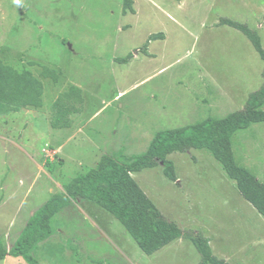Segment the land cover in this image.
<instances>
[{
  "label": "rangeland",
  "instance_id": "1",
  "mask_svg": "<svg viewBox=\"0 0 264 264\" xmlns=\"http://www.w3.org/2000/svg\"><path fill=\"white\" fill-rule=\"evenodd\" d=\"M124 1L0 0V62L18 73L29 71L43 90L40 108L0 115V239L8 248L31 216L61 193L56 184L64 187L95 167L116 131L119 147L125 145L127 155L137 156L158 132L149 130L145 146H131L130 138L143 136L149 124L182 128L213 115L224 117L240 110L236 104H246L264 83V62L251 42L238 30L220 25L222 19L248 25L264 49V0H131L134 13L126 14ZM160 33L165 39L149 42V55L140 52L149 36ZM130 55L129 62H120ZM45 68L57 80L43 77ZM152 76L156 78L151 81ZM142 83L120 101L113 100ZM71 86L83 91L84 121L108 104L76 139L68 138L69 130L50 125L54 101ZM222 92L234 99L224 108L232 110L224 113L212 107L215 100L226 98ZM257 139L254 135L252 141ZM169 159L176 182L164 176L162 167L133 174L165 218L183 230L202 233L216 257L231 258L229 264H264V218L233 189V182L219 175L216 161L198 150ZM83 202L79 207L92 222L108 221L118 234L124 232L119 247L129 260L95 241L90 221L77 207L61 211L52 223L56 233L63 231L61 252L69 254L86 240L92 246H84L85 251L104 253L103 264H200V254L184 239L151 256L144 254L112 215ZM30 255L44 263L36 251ZM79 261L101 264L81 256ZM0 264L28 263L9 256ZM68 264L77 263L69 259Z\"/></svg>",
  "mask_w": 264,
  "mask_h": 264
},
{
  "label": "trees",
  "instance_id": "2",
  "mask_svg": "<svg viewBox=\"0 0 264 264\" xmlns=\"http://www.w3.org/2000/svg\"><path fill=\"white\" fill-rule=\"evenodd\" d=\"M132 1H124V14L134 13ZM220 25L241 32L252 44L264 62L261 38L246 24L222 19ZM164 34L149 36L140 50L147 55L148 44L164 40ZM133 55L120 60L127 63ZM43 77L57 80L55 72L45 68ZM264 79V70L262 73ZM43 90L29 71L16 72L0 62V115L15 113L21 109L40 108ZM82 90L71 86L59 94L52 105L51 128L69 129L75 116L83 112ZM264 122V83L251 93L244 107L223 119L208 118L201 123L158 132L146 152L127 158L124 164L110 156H102L96 167L79 175L64 185V193H57L40 207L26 223L20 236L11 248L0 239V262L6 257H22L28 264H40L30 255L37 246L53 234L52 219L65 207L80 201H89L99 206L121 223L141 251L151 256L178 239L190 241L201 256L200 264H229L213 253L210 240L200 232L183 230L169 221L145 194L132 174L144 170L163 168L164 176L177 181L174 163L169 159L175 153L191 150H208L224 168L228 177L236 182L238 193L264 217V184L249 170L237 165L233 150V135L247 129L253 123Z\"/></svg>",
  "mask_w": 264,
  "mask_h": 264
},
{
  "label": "crops",
  "instance_id": "3",
  "mask_svg": "<svg viewBox=\"0 0 264 264\" xmlns=\"http://www.w3.org/2000/svg\"><path fill=\"white\" fill-rule=\"evenodd\" d=\"M147 55H149L148 50H147ZM163 72H165V68L160 71V74L163 73ZM160 74H158V75H160ZM150 78L149 79L152 81V79L153 78L155 79L156 76H152ZM143 84H145V83H142L141 85L140 84L139 85H135L129 91L119 92L114 97L113 100L117 101V102L120 101L127 94L129 95L133 91L138 90L141 86H143ZM82 93H83V91H82ZM222 93H223V96H225L226 98H223V99H220V100H215L213 102L214 106H212V107H214L213 111L215 109V106L216 107H220L218 109H221L222 113H224L225 111H228V110H232V109H224V108H226L227 106L233 104L234 99L232 97H230V95H229V97H227L226 93H224V92H222ZM173 98H175V96ZM244 104H245V101H242L241 104L237 103L236 106H237V108L240 107V109H242L244 107ZM107 105L108 104H104V107L102 109H100V110L96 111L95 113L91 114L90 118H88L87 120L85 119V121H84V116H83L84 113L83 112L81 114L75 116L74 119H73L74 122H73L72 127L69 128V129H66V130H69L71 132L68 138L76 139L77 135L82 134L83 133L82 129L84 128V126H86L88 128L90 125L93 124V122L98 120L103 115V111L108 107ZM153 107L150 106L148 111L151 108H153ZM198 110H200V112H201L200 116L201 117H205L204 116V110L205 109L203 107H200V109H198ZM148 111H147V113H148ZM202 111H203V113H202ZM236 111H238V110H236ZM236 111H231V113L236 112ZM116 113H119V112L116 111ZM231 113H229V114H231ZM228 115H226V116H228ZM226 116H224V117H219V116L214 117V115H213V116H211V118L223 119ZM189 119H192V118H189ZM201 122L202 121L192 122V124H191V122H189L188 124L189 125H195V124H198V123H201ZM86 127L84 128V131L86 130ZM148 127L149 128H147L146 130H143L144 131L143 136H138V135L135 134V135L132 136V138H130L131 139L130 140L131 146L138 145L140 143H142V145L145 146L149 142V138H150L149 133L151 134V131H149L150 129L151 130L154 129V130H156V132H161V131L181 128V127L172 128L167 123H162V122H160L158 125H154L153 123L149 124ZM115 134H116V137L114 139L110 140L111 144L108 141V143L110 144V147L106 146V145H104L102 143V146L104 145V147L102 148V154L94 162L95 167H96L99 159L102 156H104V155L112 157L113 159H115L116 161L120 162L121 164H124L127 161V158L132 157L130 155H127V153H126L127 148H126L125 145L119 147L118 141H117V137H119L118 136V131H116ZM254 135H256V137H259L261 140L257 139L256 141L253 142L252 138H253ZM140 138H141V140H140ZM147 139H148V142H147ZM101 140L102 141L104 140L103 136H102ZM105 142H106V140H105ZM149 145H150V143L147 144V147H146V149H145V151L143 153L146 152V150L149 147ZM59 149H61V146L59 147ZM232 150H233V154H234V157H235L237 165L249 170L253 175H255L259 179V181H261L263 183L264 182V122H262V123H253L247 129L238 130L233 135V138H232ZM54 152L56 153V155H59L58 151H54ZM200 152L203 155L205 153H208L213 158V156L210 153V151H208L206 149L200 150ZM59 160H60V162L62 164L63 160L60 159V158H59ZM216 165H217L216 169H217L219 175L225 181H229V182L231 181L230 183L233 182V185H234L233 189L237 190L236 182L231 180L228 177V175L226 174V172H225L224 168L222 167V165L219 162H217V161H216ZM132 177H133V174H132ZM56 186H57L58 190L61 193H64V188L62 187V185L56 184ZM146 195L149 197V195L147 193H146ZM81 203H84V202L80 201L78 203H72L71 205L65 207L61 211L66 210V209H70L71 207H77V209L80 211V214L85 216L90 221V228L93 230L92 232L94 234L93 237H95V241L100 242V243L104 244L105 246L113 247V250L116 252V254L119 257H122L121 258L122 260H124V259L125 260H129L127 258V256L122 252L121 247H119V245L122 244V240L119 239V236H122L123 240H124V238H125L123 236L124 232H122V235H121L120 234L121 232L119 231V234H118V231L116 230L117 226H115L113 223L108 222V221L105 222V223L102 222V221H99V223L94 222V221L92 222L90 220L89 216L84 211V209L79 207V205H81ZM251 207H252V205H251ZM255 211H256V209H255ZM69 216H71V215H69ZM54 218L52 219V223H54ZM262 218H264V217H262ZM62 236H63V231L62 230H59L56 233L54 231V229H53L52 236L50 238H48L47 240L43 241L42 243H40L37 246V248L34 250V252L36 251L38 253V255H41V260H43V262H44L43 264H68L69 259H75L76 263L80 264L81 263L79 261L80 256L84 257L86 260H89V261H93L94 259H96V260H98L97 262H99L101 264L105 263V259L106 258L103 257L104 253L98 252L96 249H93V250L90 249L89 252L87 250L85 251V249L83 248L84 246H86V245L92 246V244H90V243L87 244L88 242H86V240L81 241V244H80L79 247H77V250L74 247V249H72L71 252H69V254L67 252L63 251V250H62L63 252H61V249H63V248L61 247V244H60V238H62ZM116 239H117V241H116ZM210 245H211V248H212V242L211 241H210ZM80 251L85 252L86 256H83ZM220 251L223 253V250H220ZM95 255H97V258L94 257ZM214 255H215V253H214ZM221 258H222V260H225L226 262L227 261H231V258L228 257L226 254L225 255L221 254ZM39 263L41 264V262H39Z\"/></svg>",
  "mask_w": 264,
  "mask_h": 264
},
{
  "label": "clouds",
  "instance_id": "4",
  "mask_svg": "<svg viewBox=\"0 0 264 264\" xmlns=\"http://www.w3.org/2000/svg\"><path fill=\"white\" fill-rule=\"evenodd\" d=\"M17 2H19V0H17Z\"/></svg>",
  "mask_w": 264,
  "mask_h": 264
}]
</instances>
